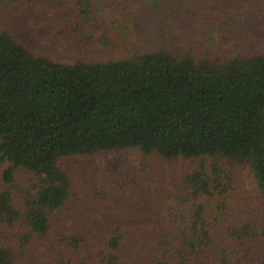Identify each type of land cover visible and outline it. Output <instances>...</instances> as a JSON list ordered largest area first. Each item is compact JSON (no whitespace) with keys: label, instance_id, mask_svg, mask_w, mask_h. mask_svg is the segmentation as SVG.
I'll return each instance as SVG.
<instances>
[{"label":"trees","instance_id":"1","mask_svg":"<svg viewBox=\"0 0 264 264\" xmlns=\"http://www.w3.org/2000/svg\"><path fill=\"white\" fill-rule=\"evenodd\" d=\"M35 1L25 3L37 15H59L86 34L100 29L98 13L108 7ZM128 149L197 162L176 186L171 221L141 189L127 230L110 218L100 223L96 205L71 199L60 159ZM2 163L0 264H18L41 241L54 264H261L264 219L234 195L248 177L264 200V52L197 59L156 48L66 64L35 55L1 28ZM18 168L36 175L21 194L12 184Z\"/></svg>","mask_w":264,"mask_h":264},{"label":"rangeland","instance_id":"2","mask_svg":"<svg viewBox=\"0 0 264 264\" xmlns=\"http://www.w3.org/2000/svg\"><path fill=\"white\" fill-rule=\"evenodd\" d=\"M93 1L95 5L108 6L98 13L101 23L95 32L70 31L72 23L61 20L56 14L52 16L55 20L43 12L37 15L25 0H0V29L14 32L35 55L66 64L78 60L119 59L156 48L174 53L190 52L197 59L206 56L228 59L264 52V0ZM196 164L183 158L163 161L157 156L145 157L138 149L98 152L58 161L71 178L73 202L79 199L88 208L96 205L101 212L100 223L110 218L112 226L119 224L125 230L135 227L131 224L133 216L129 208L138 201L140 189L147 201L160 208L157 216L171 221L176 214L173 208L176 186L181 184L184 173ZM7 166L8 163L0 164V182ZM35 181L34 173L15 169L13 192L24 193ZM239 187L234 197L239 200L245 197L255 214L260 211L256 215L262 221L264 200L254 190L250 178L242 177ZM255 214L247 215L254 217ZM44 249V241L31 245L30 254L18 264H54L51 259L55 253L44 257ZM262 255L264 253L260 255L261 264Z\"/></svg>","mask_w":264,"mask_h":264}]
</instances>
